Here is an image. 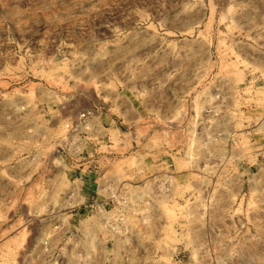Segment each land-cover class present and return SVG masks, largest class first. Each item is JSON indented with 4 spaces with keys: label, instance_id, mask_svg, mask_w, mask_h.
Returning <instances> with one entry per match:
<instances>
[{
    "label": "rangeland",
    "instance_id": "rangeland-1",
    "mask_svg": "<svg viewBox=\"0 0 264 264\" xmlns=\"http://www.w3.org/2000/svg\"><path fill=\"white\" fill-rule=\"evenodd\" d=\"M0 264H264V0H0Z\"/></svg>",
    "mask_w": 264,
    "mask_h": 264
},
{
    "label": "crops",
    "instance_id": "crops-1",
    "mask_svg": "<svg viewBox=\"0 0 264 264\" xmlns=\"http://www.w3.org/2000/svg\"><path fill=\"white\" fill-rule=\"evenodd\" d=\"M78 115H79V113H77L76 115H75V117L77 118L78 117ZM79 178V177H78ZM77 177H76V179H78Z\"/></svg>",
    "mask_w": 264,
    "mask_h": 264
},
{
    "label": "built area",
    "instance_id": "built-area-1",
    "mask_svg": "<svg viewBox=\"0 0 264 264\" xmlns=\"http://www.w3.org/2000/svg\"><path fill=\"white\" fill-rule=\"evenodd\" d=\"M83 116H84V114H81V115H80V118L83 117Z\"/></svg>",
    "mask_w": 264,
    "mask_h": 264
}]
</instances>
